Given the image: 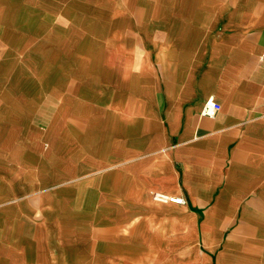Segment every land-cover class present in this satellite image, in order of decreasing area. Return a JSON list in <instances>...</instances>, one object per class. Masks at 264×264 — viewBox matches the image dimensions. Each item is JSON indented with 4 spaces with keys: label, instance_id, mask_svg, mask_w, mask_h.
<instances>
[{
    "label": "crops",
    "instance_id": "0c3cea01",
    "mask_svg": "<svg viewBox=\"0 0 264 264\" xmlns=\"http://www.w3.org/2000/svg\"><path fill=\"white\" fill-rule=\"evenodd\" d=\"M0 264H264V0H0Z\"/></svg>",
    "mask_w": 264,
    "mask_h": 264
},
{
    "label": "built area",
    "instance_id": "2783aa9c",
    "mask_svg": "<svg viewBox=\"0 0 264 264\" xmlns=\"http://www.w3.org/2000/svg\"><path fill=\"white\" fill-rule=\"evenodd\" d=\"M220 109V104L211 99H208L204 102L201 115L213 117L217 111ZM154 198L159 201L170 202L174 204H184L185 200L182 196L168 195L164 193H156Z\"/></svg>",
    "mask_w": 264,
    "mask_h": 264
}]
</instances>
